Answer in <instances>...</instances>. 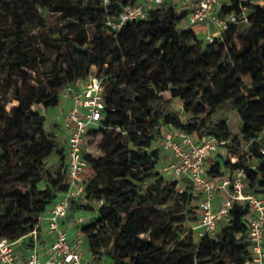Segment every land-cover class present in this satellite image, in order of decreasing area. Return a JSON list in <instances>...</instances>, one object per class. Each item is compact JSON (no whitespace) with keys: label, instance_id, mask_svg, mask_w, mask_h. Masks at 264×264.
<instances>
[{"label":"trees","instance_id":"obj_1","mask_svg":"<svg viewBox=\"0 0 264 264\" xmlns=\"http://www.w3.org/2000/svg\"><path fill=\"white\" fill-rule=\"evenodd\" d=\"M140 1L112 0L109 13ZM22 5L34 15L40 43L63 58L65 69H49L40 92L23 96L17 85L18 105L10 112L0 103V239L10 243L23 239L31 246L29 234L38 230L40 218L68 187L66 162L55 172L47 168L54 136L30 106L36 102L44 109L58 107L63 87L78 89L96 69L106 88V103L115 111H106L98 126L87 131V135H102L100 156L85 152L89 170L83 196L71 202L67 218L87 241L95 260L110 245L112 264H194L184 253L182 240H176L167 255L160 253L159 235L151 232L156 224L140 209L132 210L137 192L128 182H141L151 175L159 161V148L152 144L161 141L162 128L170 126L224 142L226 160L222 154L214 156L207 175L215 178L244 170L248 191L264 196V155L259 152L264 141H257L264 130V6L249 0L223 4L221 16L240 13V7H245L248 23L231 25L221 38L202 46L201 26L179 27L190 8L182 10L173 2L149 8L145 19L115 32L106 26V13L97 0H0V9L14 25L6 36H0V75L7 67H15L21 83L40 81L36 54L27 46ZM68 26L75 32L66 31ZM87 27L93 29L91 36L85 32ZM208 82L213 85L205 88ZM203 89L201 102L195 105ZM165 93L170 97L165 98ZM175 100L180 110L174 107ZM227 103L240 119L241 139L232 134L225 119L213 121ZM183 111L192 114L185 123ZM243 142L250 143L247 150ZM228 154L238 161L231 163ZM64 158L66 151L61 153ZM197 195L189 182H166L160 176L137 205L171 218L188 208ZM78 212L94 216L76 224ZM248 213L247 207L234 204L228 224L213 236H200L199 248L208 264L253 262L247 242ZM148 233L150 238H141Z\"/></svg>","mask_w":264,"mask_h":264},{"label":"built area","instance_id":"obj_2","mask_svg":"<svg viewBox=\"0 0 264 264\" xmlns=\"http://www.w3.org/2000/svg\"><path fill=\"white\" fill-rule=\"evenodd\" d=\"M97 1L106 13V26L115 32L129 22L145 19L149 8L164 6L169 2V0H142L134 6H127L110 14L112 0ZM254 4L264 6V1L255 0ZM218 5L219 0H195V7L179 27L185 30L192 26H201L205 29L202 38L210 44L216 38H221L229 26L248 23L245 7H240V13L232 12L221 16L219 14L221 7L219 8ZM105 90L102 80L96 75H90L78 89L68 88L71 106L64 119L68 187L60 200L46 212V231L54 236L46 256L42 257L36 252H31L25 264H91L83 258L80 251L83 236L70 238L69 230L72 224L66 225L64 222L68 217L71 202L83 196L84 179L89 170V163L84 157L87 131L91 127L98 126L106 111H115L114 107L106 103ZM162 137L161 148L172 156V160L163 171L168 172L174 181L189 182L194 193L200 195L199 236L206 233L214 234L218 231L219 224H228L229 212L234 204L245 206L249 210L247 242L253 262L264 264V196L248 191L249 180L244 170L238 169L215 178L207 175L208 164L211 162L209 160L222 153L224 142H219L212 136H199L175 128ZM257 141H264V130ZM259 152L264 155V147H261ZM227 156L233 164L238 161L231 154ZM181 191L180 187L179 192ZM217 194L222 196V201L215 209L213 203ZM45 218L42 216L40 222ZM88 220L84 216L75 218L76 224ZM37 234L36 229L29 236L32 240H36ZM0 264H18L13 243L6 239H0Z\"/></svg>","mask_w":264,"mask_h":264},{"label":"rangeland","instance_id":"obj_3","mask_svg":"<svg viewBox=\"0 0 264 264\" xmlns=\"http://www.w3.org/2000/svg\"><path fill=\"white\" fill-rule=\"evenodd\" d=\"M228 0H219L218 7H222L224 2H227ZM231 1V0H230ZM254 3L255 0H249ZM260 2L264 0H258ZM141 2V1H140ZM139 2V3H140ZM180 9H189V6L187 3H179ZM21 11L23 13L24 22L27 26L28 35H27V46L34 51L36 54V60L35 65L37 66V69L40 73L39 75V82L32 80H27L24 83L20 82V74L16 70L15 67H7L5 72L0 75V103L5 105L6 112H10L11 109L18 105L17 100H15V87L19 86V91L23 94V96H26L31 91H38L40 92L47 83V72L51 68H57V69H65V64L63 63L62 57H56L52 51L47 49L44 45H42L38 38V29L36 20L34 18V15L26 10L25 5L21 6ZM14 27V25L10 22V19L5 15L4 9H0V36L3 38L6 36V33H9L10 30ZM246 29V28H245ZM66 31L70 33L75 32V28L73 26H68ZM93 29L91 27L86 28V34L87 36H91ZM201 32V29H200ZM213 33V30L211 31ZM200 42L202 46L206 45V42L203 39H200ZM28 74L30 76H34L33 71H28ZM90 75H97V70L94 69ZM213 84L212 82H208L205 86L211 87ZM68 88L69 86L66 85L62 89V96H61V102L56 108H49L44 109L42 105L38 103H33L30 106V109L33 112L38 113L43 118L42 126L43 128L50 134H52L53 137V145H54V152L51 155V157L47 161V168L51 171L55 172L58 170L64 163L66 162V158L64 160H61V153H65V145H64V117H65V107H66V101L65 98L68 96ZM202 93L195 99V105L201 102V97L203 95ZM165 98H169L170 95L168 93L163 94ZM174 107L176 109L180 110V102L178 100L174 101ZM208 110V109H207ZM191 112L183 111L181 120L183 123L187 121L188 118L191 117ZM220 119H225L230 127V130L233 135L238 136L241 139V135L239 134V126H240V119L232 106L227 103L219 108L217 113L213 116V121H218ZM103 137L101 134L98 133H91L85 137V152L88 154H91L95 158H98L100 156V146L102 145ZM161 141L159 142H153L152 148H159V161L156 165V168L151 173V175L144 179L141 182L138 181H129L128 185L130 189H134L137 194L136 196V202L135 205L132 207V210H141V213L144 214L148 218V220L151 222H154L156 224V227L154 228L152 226L151 232L154 230L156 235H159V245L160 246V253L161 254H168L169 251L174 247V244L176 243V240H182V244H184L183 251L188 256V258H191L193 260L194 264H208L209 259L206 256V253L199 248L200 243V236L199 232L201 229L198 227L199 225V219H200V211L197 208L198 206V200L200 199V195H197L195 197L196 199L193 201V203L188 206L184 211L181 213H173L172 217H164L163 215L153 214L148 209H146L144 206L139 207L137 204L140 201L141 196L151 187L153 186L156 181L159 179V177H163L166 182H172L173 178L168 172H164L163 168L169 164L171 161L170 153H165V151L160 146ZM250 143H242L243 149L247 150L248 145ZM61 153H57V152ZM223 155V161L226 160V151H221ZM228 157V156H227ZM214 158V157H213ZM213 158H211L212 161ZM170 202L166 206L167 210L169 209ZM79 213V212H78ZM83 213V212H81ZM86 213V212H84ZM88 213V212H87ZM222 225H218V229ZM165 228V231L161 232V229ZM175 231L176 234H169L168 230ZM171 231V232H172ZM181 232H184L181 234ZM150 233L141 235V238H150ZM211 236L215 235L210 234ZM183 238V239H182ZM81 254L85 260L90 261L92 264H112L111 256L113 254L112 250L110 249V245L101 251V255L99 260H95L91 257L88 243L83 237V243L81 246ZM163 260V259H162Z\"/></svg>","mask_w":264,"mask_h":264},{"label":"crops","instance_id":"obj_4","mask_svg":"<svg viewBox=\"0 0 264 264\" xmlns=\"http://www.w3.org/2000/svg\"><path fill=\"white\" fill-rule=\"evenodd\" d=\"M169 2H173L178 8H180L179 7V3H181V2L184 3L185 2L189 6L190 11L195 7V0H169ZM229 2H230V0H228L227 2H224L223 4H229ZM204 31H205V29L201 27V32H200L201 36H202ZM65 101L67 102L66 103L67 105L65 107V117H66V114H67V112L69 110V107L71 106V97H70V95H68L65 98ZM65 117H64V119H65ZM64 119H63V121H64ZM172 130H173V128L170 127V126L163 127L162 128L163 135L166 134V133L172 132ZM63 133H64V137H65L66 131H64ZM165 153L168 154L167 152H165ZM170 158L172 160L171 154H170ZM221 201H222V196L220 194H217L216 198L214 200V203H213V206H214L215 209H217L220 206ZM93 215H94L93 213H81V212H79V213H77L75 215L74 220H75V218H77L79 216H84L86 219H90ZM45 217H46V214L44 215V218ZM64 223L66 225L67 224L69 225V224H72L73 222L67 218ZM46 224H47L46 218L43 219L40 222L39 228L37 230V233H38L37 234V239L32 241L31 246H26V244L24 243L23 239H20V240H18V241L13 243L14 250H15V253L17 255V263L18 264H25L26 259H27L28 255L31 252H36L42 257L46 256V254H47V252H48V250L50 248V245H51V243L54 240V236L47 233ZM80 235L81 234H78V231L76 229L75 224H72V227L69 230V237L73 238L75 236H80ZM251 264H257V263L252 262Z\"/></svg>","mask_w":264,"mask_h":264}]
</instances>
